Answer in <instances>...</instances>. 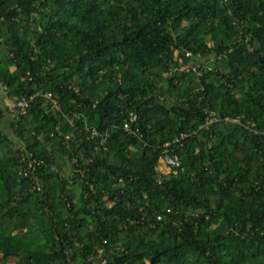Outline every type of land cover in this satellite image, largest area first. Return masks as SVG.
<instances>
[{"label":"trees","instance_id":"16d2710c","mask_svg":"<svg viewBox=\"0 0 264 264\" xmlns=\"http://www.w3.org/2000/svg\"><path fill=\"white\" fill-rule=\"evenodd\" d=\"M10 260L264 264V0H0Z\"/></svg>","mask_w":264,"mask_h":264},{"label":"built area","instance_id":"2783aa9c","mask_svg":"<svg viewBox=\"0 0 264 264\" xmlns=\"http://www.w3.org/2000/svg\"><path fill=\"white\" fill-rule=\"evenodd\" d=\"M193 71L196 73L197 76L199 75V73L195 70V68H193ZM46 97L49 99L50 98V95L47 94ZM12 106H13V109L14 108H17V107L18 108H23V107H25V102L21 101V102H19L16 105H13L12 104ZM133 119H134V117H131L130 121H132ZM214 120H215L214 115L213 114H210L209 115V118L207 119V121H206V123H205L204 126H208ZM224 120L225 121H230V119H228V118H224ZM124 129L128 131V126L125 125L124 126ZM92 134H97V133L95 132V130L92 129ZM100 142H103V141L101 140ZM175 142H178V140H174L173 143H175ZM167 146H169V144H165L164 145V147H167ZM159 163H160L161 166H163L164 169L167 170V172L169 171V169L178 166L177 161L175 159H173L171 156H169L165 150L163 151V155L159 159ZM159 170L160 171L162 170L161 167H159Z\"/></svg>","mask_w":264,"mask_h":264},{"label":"rangeland","instance_id":"374dc122","mask_svg":"<svg viewBox=\"0 0 264 264\" xmlns=\"http://www.w3.org/2000/svg\"><path fill=\"white\" fill-rule=\"evenodd\" d=\"M201 61L202 62H208V64H210L211 63V61H212V59H207V58H202L201 59ZM4 94V93H3ZM3 94H2V98H3V102H4V104H5V106H7V108H8V111H12L13 110V106H12V104L7 100V99H5V97H3ZM66 167H64L63 168V170L65 169ZM165 172V171H164ZM13 263V261L12 260H10L9 261V264H12Z\"/></svg>","mask_w":264,"mask_h":264},{"label":"crops","instance_id":"0c3cea01","mask_svg":"<svg viewBox=\"0 0 264 264\" xmlns=\"http://www.w3.org/2000/svg\"><path fill=\"white\" fill-rule=\"evenodd\" d=\"M161 169H162V170H164L165 172H167V170H166V169H164V168H163V166H161Z\"/></svg>","mask_w":264,"mask_h":264}]
</instances>
